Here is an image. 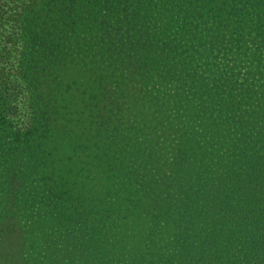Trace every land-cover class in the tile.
Returning <instances> with one entry per match:
<instances>
[{"label": "rangeland", "instance_id": "374dc122", "mask_svg": "<svg viewBox=\"0 0 264 264\" xmlns=\"http://www.w3.org/2000/svg\"><path fill=\"white\" fill-rule=\"evenodd\" d=\"M28 1L34 3L36 0H0V11L4 13L0 21V51L13 45L10 37L18 38L9 61H1L6 69L11 70L15 79L21 77L20 60L24 50V39L20 37L24 22L17 13ZM105 1H109L114 8L108 14L100 10L97 19L104 20L107 14V20L115 23L120 21L121 15L127 14L128 19L134 16L140 20L134 25L136 35L143 36L142 33L148 31L153 37L152 47L161 54L158 57L161 73L170 66L191 65L198 74L210 80H227L231 71L236 70L240 71L239 76L248 77L246 79L250 81L249 72L256 59L264 53L260 40L255 37L256 32L251 33L245 28L242 33L244 39L239 40V33L233 24L224 27L217 24L214 18L218 14L216 8L234 5L236 9L248 10V6L240 7L242 5L238 3L255 0ZM246 3L243 5L246 6ZM124 5L131 6L129 12H122L120 7ZM38 12L39 25L43 13L40 9ZM221 15L219 20L222 23L227 20V14L222 11ZM182 23L188 29L185 35L181 33ZM97 31L101 33L99 24L64 36L65 44L71 48V55L66 62L61 61L53 73L57 80L58 75L62 79L65 74L64 83L71 88H67L64 93L65 103L71 104L65 108L64 101L60 100L56 111L60 129L67 127L70 134L61 135L60 132L50 139L39 140V148L32 145L30 149L24 150L23 147L32 143L19 144V149L11 151V157L7 155L10 150L8 140H3L0 135V220L5 213L14 215L15 218L3 222L4 226L8 227L14 222L17 231V227L24 231L22 237L27 245L23 253L21 234H6V240L3 243L0 241V264H22V254L27 256L30 264H66L67 261L78 264L86 260L91 263L90 251L73 254L83 242L98 243L100 257L118 259L122 261L121 264H161L165 259L170 260L171 264L182 261L186 264H201V241L212 232L219 235L216 231L220 229L225 234L217 242L220 244L218 252L213 251V248L205 250H209L215 261L211 264H264V259L257 254L251 257L246 248L247 239L232 234L237 231L241 221L230 215L232 210L226 200L230 201L232 185L235 184L237 188L240 184L237 178L235 182L228 180L221 165L212 169L204 181L201 180L200 184L206 190L203 189L205 193L203 190L200 192L201 195L204 193V197L186 238L181 239L178 235L175 238L172 231L167 232L165 219L156 221L145 216L143 209L153 213L157 206L168 202L163 180L183 173L172 164L177 151H186L197 165L201 164L202 154L209 155L205 158L219 155L227 159L230 157L233 134H229V130L221 131L225 133L226 139L223 147L220 143H210V136L204 133L202 127L206 125V119L191 111L187 113L179 106L178 103L182 101L177 95H164L166 87L173 93H180L181 83L174 78L172 82L166 79L169 82L162 87L163 84L156 77L151 81L145 76L140 77L138 88L133 98L129 99V104L132 100L131 111H122L120 108L107 113L101 107H108L109 100L114 97L110 98L111 93L106 95V99L99 96L98 107H95V116L92 118L87 104V100L92 97L90 92L95 91L93 89L99 85L101 77L105 83L117 80L112 77L114 69L107 68L108 61L102 64L97 47L93 46L96 42L94 37H98ZM162 31L168 38L162 36ZM77 34L83 45V50L79 52L76 51L78 46L74 38ZM233 38L239 40L240 48L232 46ZM90 42L93 44L87 48ZM164 43L169 45L162 51L160 48ZM170 53L176 55L173 63L168 60L165 63L166 55ZM131 79L135 80L134 76ZM252 82L256 90L261 85V78H254ZM16 83L19 85L21 80ZM18 101L19 114L16 120L23 128L30 127L34 124V108H38L30 106L29 92H23ZM217 120H221V116H217ZM100 132L102 136H99ZM122 173L125 174L124 178ZM193 178L196 180L198 176L195 178L193 175ZM243 189L234 195L232 204L244 209L245 205L238 202L245 195ZM66 192H71L69 194L73 203L81 205L79 211L82 210V213L78 219H84L74 233L82 240L80 242L73 237V244L63 240L66 237L61 233L64 229L61 232L58 230L59 223L64 224L65 219H57V216L63 218V209L56 202V197ZM11 193L16 197L13 200L9 196ZM212 193L216 194L214 199ZM220 194L226 196L225 201L220 200ZM174 198L178 199L176 193ZM262 206L263 202L260 203L259 214L264 219ZM211 216H214L215 230L210 225ZM243 223L246 221L243 220ZM232 236L233 240L223 241ZM198 237L201 239L198 240ZM156 249H161L160 255Z\"/></svg>", "mask_w": 264, "mask_h": 264}, {"label": "trees", "instance_id": "16d2710c", "mask_svg": "<svg viewBox=\"0 0 264 264\" xmlns=\"http://www.w3.org/2000/svg\"><path fill=\"white\" fill-rule=\"evenodd\" d=\"M245 3L238 4L242 5L240 7L248 6V10L243 8L236 9L234 5L228 8H216L218 14L214 18L217 24L224 27L233 24L237 34L239 33V40L244 39L242 33L245 28L251 33L254 32L255 34L256 32L255 37L260 40V46L264 52V0L247 2L246 6H244ZM113 6L109 1L104 2V0H36L34 3L28 1L17 13L24 22L23 27L20 28V37L24 39V50L22 53L23 58L20 60L22 63L19 72L21 77L19 79L16 78V80L15 76L11 74V70L3 66V62L9 61L11 52L14 50L15 45L18 44V38L10 37L13 45L7 50L0 51V135L3 136V140H8L7 145L10 148L9 152H7L8 157H11L13 149H19V144L32 143L25 148L23 147L24 150L26 148L30 149L32 145H35V148H39V140L50 139L53 135H58L60 132H62L60 133L61 135L70 134V130L67 127L60 129L56 111L60 100L64 101L65 108L71 104L69 102L65 103L67 100L64 96L67 88H71L64 83V79L67 77L65 74H63L62 79L58 75L57 80L53 73L60 62H66L71 55V48L65 44L64 36L73 35L79 29L82 30L85 27L93 28L99 24L101 33L99 31L96 32V35H98V37H94L96 42L94 44L91 42L87 43L86 47L89 48L92 44L97 47L102 64L108 61L107 68L112 67L114 69L112 77L114 76L117 80L113 81V83H105L101 77L98 81L99 85L93 89L95 91L90 92V97H92L87 100V104L92 118L95 116V107H98L99 96L106 99V95L111 93L110 98L114 97V99L109 100L108 107H101V110H106L107 113H112L120 108H122V111H131L132 100L129 104V99L133 98V94L140 83V77L145 76L149 81L156 77V80L163 84L161 85L162 87L167 86L169 80L166 79H170L172 82L174 78L181 83L179 86L181 89L180 93H173L166 87L164 95L171 97L177 95L182 101L178 103L179 106L183 107L187 113L191 111L194 115L206 119V125L202 127L204 133L209 134L210 143H220L223 147L226 139L224 138L225 133L221 131L225 129L229 130V134H233L232 143L229 147L231 150L230 157L227 159L219 155H211L210 158H205V156L209 155L202 154L199 161L201 164L197 165L196 161H193L186 151H177L172 164L178 166L183 173L182 175L181 172L179 175L175 174L174 177L171 175L163 180L165 182L164 191L169 197L168 202L166 205L157 206L153 213H150L148 209H143L145 216H150L156 221L165 219L167 232L172 231L175 238L177 235L181 239L183 237L186 238L189 235L188 228L196 220V210L204 197V190H206L200 184L201 180L205 179L212 169H217L221 165L226 172L225 177L228 180L232 179L234 182L237 178L240 184L237 188L235 184L232 185V190L229 193L230 201L226 200L224 194L219 195L220 200L222 202L226 200L232 210L230 215L237 221H241L237 225V231L232 234L247 239L246 248L251 257L257 254L264 259V219L259 214L261 202H263L261 212L264 214V53L256 59L253 69L250 70V81L246 79L248 77L239 76L240 71L236 70L231 71L227 80L219 78L210 80L198 74L191 65H178L179 68H177L178 66H175V68L170 66L161 73L158 67V57L161 54L152 47L153 37L148 31L143 32V36L138 37L136 35L134 25L139 23L140 20L135 19L134 16H130V19H128L127 14L121 15L122 20L120 19L119 22L115 23L107 20V14L114 8ZM120 8H122V12L127 13L131 6L124 5ZM39 9L43 15L40 20L42 23L38 25ZM100 10L107 13L106 18L101 21L97 19ZM222 11L226 12L227 20L221 23L219 17L222 16ZM3 14L0 11V21L4 18ZM86 14L88 16L84 18L83 16ZM15 21L17 22L16 19ZM181 27V33L185 35L188 32L186 24ZM162 34L163 37L168 38L165 35V31H162ZM74 38L77 40L78 46L76 51L83 50V45L78 40L79 34L75 35ZM239 40H232V46L236 45L237 48H240L238 45ZM241 42L242 45L243 41ZM168 45L169 43H164L160 49L164 51L165 46ZM175 56V54L171 53L166 55L165 63L167 60L173 63ZM104 57H106V60H104ZM150 73H153L154 76ZM132 76H134L135 80L139 79L135 81L131 79ZM254 78H261V85L256 90L252 82ZM18 80H21L19 85L16 83ZM25 91L29 92L30 106H37L38 108H34L32 119L34 124L27 128H23L19 124L18 119L16 120L17 114H19L18 100ZM127 104L129 105L127 106ZM217 116H221V120H217ZM105 125L109 124L105 123ZM108 127L110 128V126ZM101 132L99 136H102ZM202 163L206 164L203 165ZM193 175H195V178L198 176V178L194 180ZM122 176L124 178L125 174L122 173ZM240 189L245 191L244 197H240V200H238L239 204L245 205L244 209L242 207L237 208L232 204V200L235 198L234 195ZM202 190L204 192L203 195L200 194ZM69 193L59 194L60 196L56 197V202L63 209V218L57 216V219H65L64 224L59 223L60 227H58V230L61 232L64 229V232H61L66 235L63 240L71 244L73 237L81 242L82 238L74 233H76L77 225L81 226L84 219H78V216L82 213V210L79 211L81 205L77 202L73 203ZM175 193L178 195V199L174 198ZM65 195L66 197H63ZM9 196H12L11 200L16 198L12 193ZM215 196L216 194L212 193L213 199ZM137 202L141 203L139 200ZM12 217L14 215L11 213H5V216L0 220V241L2 243L6 240V234L19 233L21 237L24 234V231L19 227H17L19 232L17 231L14 222L8 227L4 226L3 222L5 220L10 221V219H13ZM206 217H208V214H206ZM213 218L214 216H211L210 225L212 230H215L217 227ZM243 220L246 223H243ZM223 231L222 229L216 231L219 235L212 232L201 243L199 242V256H201L200 260L203 259L201 264L215 262L208 253L209 250L207 252L205 250L213 248V251L218 252L217 248L220 244L217 242L220 237L224 236L225 231L224 233ZM197 239L201 238L198 237ZM233 239L234 237L232 236L223 241ZM22 241L21 249L24 253V248L27 245L24 244V238ZM75 250L74 255L76 252L78 254L85 251L91 252V263L90 260H86L78 264H121L122 262L118 259L107 260L100 257L99 245L95 242L90 244L83 242ZM156 252L160 255L161 249H156ZM21 260L22 264H30L26 255L23 256L22 254ZM66 264H74V261H67ZM135 264L138 263L135 262ZM161 264L171 263L170 260L165 259ZM177 264L186 263L182 261L177 262Z\"/></svg>", "mask_w": 264, "mask_h": 264}]
</instances>
